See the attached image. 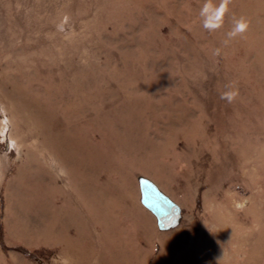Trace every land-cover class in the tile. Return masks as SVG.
Listing matches in <instances>:
<instances>
[{
    "label": "rangeland",
    "instance_id": "374dc122",
    "mask_svg": "<svg viewBox=\"0 0 264 264\" xmlns=\"http://www.w3.org/2000/svg\"><path fill=\"white\" fill-rule=\"evenodd\" d=\"M173 242L264 264V0H0V264H171Z\"/></svg>",
    "mask_w": 264,
    "mask_h": 264
},
{
    "label": "water",
    "instance_id": "95a60500",
    "mask_svg": "<svg viewBox=\"0 0 264 264\" xmlns=\"http://www.w3.org/2000/svg\"><path fill=\"white\" fill-rule=\"evenodd\" d=\"M153 193L157 195L156 196L157 205L155 206H152L150 204L152 199L151 196L153 195ZM145 199L147 201L149 208H151L153 212H155V214L157 215L159 219V223L162 227L166 228L174 223L177 216L178 208L172 201L155 192L149 193L147 192V190L145 191Z\"/></svg>",
    "mask_w": 264,
    "mask_h": 264
},
{
    "label": "clouds",
    "instance_id": "9594fccd",
    "mask_svg": "<svg viewBox=\"0 0 264 264\" xmlns=\"http://www.w3.org/2000/svg\"><path fill=\"white\" fill-rule=\"evenodd\" d=\"M207 11H208V6L205 7V9L203 10V12L206 13ZM205 27H209V25L207 24V22L205 24ZM246 27H247L246 23H244L242 20L241 21H238L237 24H236L235 29L233 30L232 33H230V35H235L237 33L243 32ZM235 95L236 94L233 93V92H226V93L222 94L221 98L222 99H226L229 102H231L235 98Z\"/></svg>",
    "mask_w": 264,
    "mask_h": 264
},
{
    "label": "bare ground",
    "instance_id": "6f19581e",
    "mask_svg": "<svg viewBox=\"0 0 264 264\" xmlns=\"http://www.w3.org/2000/svg\"><path fill=\"white\" fill-rule=\"evenodd\" d=\"M174 242H176V240ZM174 242L172 243V245L169 248L167 247V250H166L167 252L166 251H162L163 254L161 253V255H159V259H160V257H162V258L165 257V258H167V261H169L171 264H175L176 262L178 264V260H176V257L175 256H171L172 255L171 253H172V250H173ZM206 247L208 249H212L213 248V246H211V245H208V246L206 245ZM188 255H189L188 252L182 253V256L179 257V259L182 260L183 262H185V257L188 256ZM182 261H181V264L183 263ZM248 262L249 261H245L244 264H248ZM184 264H186V263H184Z\"/></svg>",
    "mask_w": 264,
    "mask_h": 264
}]
</instances>
